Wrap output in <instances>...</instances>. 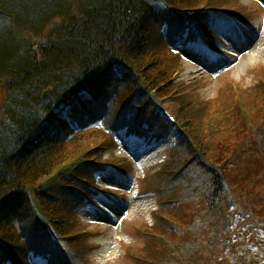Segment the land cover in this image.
<instances>
[{"label": "trees", "instance_id": "obj_1", "mask_svg": "<svg viewBox=\"0 0 264 264\" xmlns=\"http://www.w3.org/2000/svg\"><path fill=\"white\" fill-rule=\"evenodd\" d=\"M202 2L0 0V264H31V255L47 264H88L86 254H73L62 241L75 225L73 212L97 205L96 174L131 169L101 162L95 153L115 148L121 133L147 145L166 139L170 125L149 97L161 101L170 90L185 89L176 84L180 48L198 40L216 47L220 38L208 10H223L222 0ZM186 10L206 12L194 18L197 34ZM261 73L258 87L228 89V100L207 112L215 123H206L208 133L227 131L228 137L244 123L251 137L257 135L233 150V161L253 151L250 158L264 163ZM180 104L169 110L182 129L176 145L167 162L142 180L143 193L159 197V211L153 232L143 233L145 246L129 252L132 264H228L225 252L241 237L259 249L264 170L233 175L228 158L221 160L227 151L217 152L216 139L206 145L199 129L198 115L207 107L188 96ZM97 134L99 145L92 138ZM35 210L64 252L41 229ZM185 218L187 225L181 224ZM251 235L254 241H248ZM259 251L232 264H264V249Z\"/></svg>", "mask_w": 264, "mask_h": 264}, {"label": "rangeland", "instance_id": "obj_2", "mask_svg": "<svg viewBox=\"0 0 264 264\" xmlns=\"http://www.w3.org/2000/svg\"><path fill=\"white\" fill-rule=\"evenodd\" d=\"M208 1L203 0L202 4ZM221 5L226 13L213 17L217 22L214 26L223 37L219 45L225 54L213 58L208 53L201 55L195 47L183 51L185 57L179 64L176 84H186L185 89L170 90L161 101H157V106L167 110L179 109L180 101L186 96L206 106L198 115L202 119L198 121V126L202 122L199 129L204 133L205 144L213 145L216 139L217 152L227 151L222 154L221 160L228 158V167L233 175H247L250 170L259 173L264 170V163H258L254 155L250 158L249 154H253V151H245L238 161L230 159L237 146H249L257 140V135L251 137L244 123L243 130L241 128L228 137L227 131L213 135L208 133L206 123L215 125L207 112L213 113L221 101L228 100L230 96L225 94L228 89L245 91L259 86V72L264 75V0H222ZM3 95L4 90L0 87V104ZM149 102L153 104L152 100ZM239 121L236 119L233 125ZM92 138L100 144L99 134ZM172 144L171 137L156 147L147 148L143 141L131 137L123 139L120 146L112 147L107 153L97 151L95 154L97 159L101 158L99 161L113 162L119 166L125 164L131 169L126 171L125 167H118L117 171L110 170L100 176V190L109 191L111 198L99 199L102 211L82 207L73 212L75 225L62 239L64 247L73 254L88 255L90 264H132L128 254L145 246L143 233L153 232L152 214L157 211L160 202L156 194L146 197L139 195V192L144 194L145 190L142 179L152 176L167 162ZM262 157L264 160V155ZM118 170H124V173ZM78 189L84 193L83 185ZM72 202L73 199H70L71 206ZM61 218V222H65L63 215ZM188 223L190 220L185 218L181 224ZM72 224L73 218L70 226Z\"/></svg>", "mask_w": 264, "mask_h": 264}]
</instances>
